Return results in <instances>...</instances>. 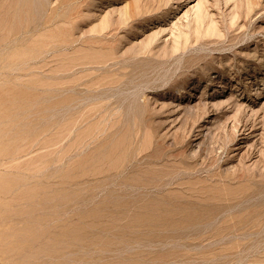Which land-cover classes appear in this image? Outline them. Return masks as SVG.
Wrapping results in <instances>:
<instances>
[{
	"label": "rangeland",
	"instance_id": "1",
	"mask_svg": "<svg viewBox=\"0 0 264 264\" xmlns=\"http://www.w3.org/2000/svg\"><path fill=\"white\" fill-rule=\"evenodd\" d=\"M0 264H264V0H0Z\"/></svg>",
	"mask_w": 264,
	"mask_h": 264
}]
</instances>
